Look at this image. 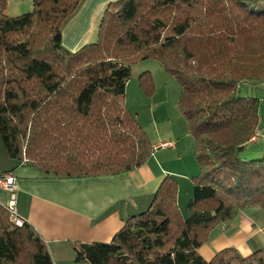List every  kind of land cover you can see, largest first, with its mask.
<instances>
[{
	"label": "trees",
	"instance_id": "trees-1",
	"mask_svg": "<svg viewBox=\"0 0 264 264\" xmlns=\"http://www.w3.org/2000/svg\"><path fill=\"white\" fill-rule=\"evenodd\" d=\"M81 0H31L4 13L0 0V140L13 166L46 178L116 175L142 165L154 147L124 102L131 65L155 59L179 85L178 110L194 141L199 173L184 216L177 183L165 176L147 207L129 215L108 242L74 243L82 264H264V247H233L205 260L210 232L249 208L264 210V151L240 154L260 125L243 82L264 81V0H111L93 40L76 50L61 25ZM152 91L151 75H139ZM0 264H52L40 234L14 225L0 203Z\"/></svg>",
	"mask_w": 264,
	"mask_h": 264
},
{
	"label": "crops",
	"instance_id": "crops-1",
	"mask_svg": "<svg viewBox=\"0 0 264 264\" xmlns=\"http://www.w3.org/2000/svg\"><path fill=\"white\" fill-rule=\"evenodd\" d=\"M109 1L100 0L88 7L91 0H86L61 31L62 45L76 50L90 42L96 36L95 20ZM176 144L155 148L142 165L116 175L46 178L30 165H17L12 170L16 212L40 234L52 264H82L76 262L72 244L110 241L129 215L147 207L165 176L175 179L180 174L171 168V156L159 151ZM261 227L240 213L228 225L214 228L198 251L205 260L226 247L248 255L264 247V226Z\"/></svg>",
	"mask_w": 264,
	"mask_h": 264
},
{
	"label": "rangeland",
	"instance_id": "rangeland-1",
	"mask_svg": "<svg viewBox=\"0 0 264 264\" xmlns=\"http://www.w3.org/2000/svg\"><path fill=\"white\" fill-rule=\"evenodd\" d=\"M85 1L81 0L71 15L75 14L84 5ZM97 1L100 0H91L88 7H91ZM31 7V0H6L4 13L8 16H16L29 12ZM71 15L62 23L61 31L65 28L64 26ZM100 16L95 20V35ZM250 46L257 50L258 48H264V43L259 42L254 46ZM144 71H148L151 75L153 85L151 92H148L141 85L139 75ZM239 93L260 99L258 111L260 125L264 127V81L255 84L243 82L239 87ZM178 100L179 85L177 80L161 68L155 59L142 60L131 65V75L125 86V105L135 115L151 143H161L162 140H167L173 144L177 143L172 149L159 151L163 155L169 154L171 156L172 159L169 163L171 168L180 173L175 176L177 183L176 200L182 214L185 216V205L192 193L191 177L199 173V167L194 157V141L188 132L186 119L178 110ZM259 135L261 137L255 142L247 144L240 154L242 157L248 159L259 156L264 151V132ZM11 162L12 160L5 155L0 140V170L8 168ZM0 201L3 203L7 201L6 192L1 190ZM243 213L244 216L255 221V226L260 227V229L261 226H264V210L261 208H249ZM252 239L254 240V238Z\"/></svg>",
	"mask_w": 264,
	"mask_h": 264
},
{
	"label": "built area",
	"instance_id": "built-area-1",
	"mask_svg": "<svg viewBox=\"0 0 264 264\" xmlns=\"http://www.w3.org/2000/svg\"><path fill=\"white\" fill-rule=\"evenodd\" d=\"M170 142L163 141L157 146H153L154 149L158 147H168ZM15 177L11 172H4L0 174V190L7 193V201L5 203L1 202L4 209L7 211L9 219L16 226H21L24 219L21 218L15 209Z\"/></svg>",
	"mask_w": 264,
	"mask_h": 264
}]
</instances>
